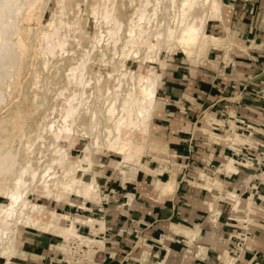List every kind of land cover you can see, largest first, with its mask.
<instances>
[{"label": "crops", "instance_id": "obj_1", "mask_svg": "<svg viewBox=\"0 0 264 264\" xmlns=\"http://www.w3.org/2000/svg\"><path fill=\"white\" fill-rule=\"evenodd\" d=\"M220 1V17L207 20L204 31L222 36L227 28L225 47H209L198 61H190L180 52L168 54L165 65L159 68L147 158L134 174L98 178L106 201L91 207L84 203V209H92L104 225L103 230L96 225L95 234L81 225L86 234L103 242L92 264H264L263 185L258 186L257 196L245 189L239 197L241 209L237 212L232 202L230 213L231 204L219 198L224 191L242 193L246 173L240 171L239 177L229 179L216 174L213 180L220 183L221 192L210 182L199 180L203 162L214 168L226 154V141L218 136L217 141L211 134L212 142L219 144L213 146L199 132L206 117L208 129L211 122L223 125L219 112L225 105L228 111L253 123L264 117L253 96L264 76V0ZM240 96L242 103L254 106L253 112L234 104ZM171 179L176 183L171 192L153 190L155 181ZM247 209L255 215L246 228L250 235L235 260L231 256L232 237L242 230ZM214 210L216 217L212 216ZM236 212L242 219L231 218ZM50 235L41 231L23 234L20 258L13 263L53 264L57 256L50 253Z\"/></svg>", "mask_w": 264, "mask_h": 264}, {"label": "bare ground", "instance_id": "obj_2", "mask_svg": "<svg viewBox=\"0 0 264 264\" xmlns=\"http://www.w3.org/2000/svg\"><path fill=\"white\" fill-rule=\"evenodd\" d=\"M104 1L107 2L109 0ZM166 1L168 2V7H165V13H170L169 20H166L164 18L161 19L162 21L159 22L160 30L156 33V35H154L155 37L153 38L152 42H150L146 47L145 54L143 53L144 55L141 58L139 57L140 46L145 43V40L147 38H145V36L150 31L149 24L151 20L154 19V17L157 15L158 7ZM47 5L48 0H0V106L6 101L4 99V89H10L11 80L15 81V76L18 75V71L16 70V68L19 65L18 63L20 57L25 51V39L23 41V37H21V33H24L21 32V30L24 29L22 28V26L25 25V21L29 22L32 19H37V16H39V14L37 15V13H39L42 9L44 10ZM105 6H107V4ZM149 6L152 8L151 15L147 14V8ZM221 7L222 3L220 0H142L141 8L137 10L138 12H134L137 24L133 21L132 18L130 19L131 23H133L134 25L128 26L126 30L127 35L123 40L119 36V32H121L120 30L124 24L117 20V18H115L113 15H111V13L108 12L109 10H107L106 8L104 9V7L103 10L97 8V14L100 16L101 20H104L106 24L112 22L114 25L112 30H107V34L113 45L114 51L118 49L117 47L120 44V51L123 55H125V57L123 56L125 59L129 54H133L134 58L139 57L138 59L141 63H144L146 61L151 63L156 62L155 57L157 51L155 49L158 42L160 44L168 46V52H170L169 50L175 48L178 50L180 49L182 54H189L190 56H192L191 53L194 52L193 49L196 48L200 41H202V39L204 38L210 42L213 48H217L218 46H220L223 38L219 37L218 35H209L207 33H204L203 26L205 21L220 17ZM197 9H201L202 11L198 14ZM40 17L38 18V20L40 19ZM37 22L38 21L36 20L35 23L37 24ZM48 22H46L47 26L50 25L49 27L52 28L48 33L41 32L42 34L40 36V40L42 41V44H44L43 51L47 52L48 54L51 53L52 55V53L54 54V50L57 49V46L64 49L67 40L64 37L61 38L58 34L60 22L59 24H53L51 22H49L50 24H48ZM94 22H96V20ZM142 23L145 24L141 25ZM37 25H39V23ZM29 29H31V27ZM226 30L228 29L226 28ZM153 53L155 54L154 57L152 56ZM20 68L21 67L19 65V70ZM122 73L125 76L124 72ZM158 79L159 73L156 70L149 69L146 74H143L141 72L134 73V71H130L127 81L129 82L128 87L124 91L123 95L121 94L120 88L121 82L118 83L116 89L114 88L110 93L112 94L109 98L110 102H108V105H106L107 107L105 109V114H103L106 116V119L103 121L110 123V125L103 128V139L101 138V142H99V136L97 134L93 138H91L90 143H87V145L82 147V150L80 152L82 156L81 160L78 158L77 160L70 161L68 159L65 148H63V146L65 145L64 142L69 138L70 134H72L73 129L75 128L77 130L75 126L78 125L76 123L84 118L83 114H86L88 111L87 108H84V106L87 101L86 88L88 87L89 81H83L82 77L80 76L73 77V80H75V83L81 87V91H76L77 93L74 91L75 93L70 94L65 99V101H63L64 103L59 109L60 113L58 112L60 115L59 123L55 124L54 121H50L46 124L43 120V123L45 124L42 126L39 133L37 132L35 136V139H37V141L39 140V143L40 140H43V133H46L50 138V143L48 144V146L46 145L45 150H49L48 148L50 147L51 155H49V161L46 165H44L45 167L44 169H42L43 171H38L36 170V168H33L31 166L30 159H27L23 164L18 163V156L20 155L18 149L12 148L11 146H4L6 143L4 140L5 137H2L0 141V196H4L8 200V203L0 204V256L7 250L8 245L12 244V241L15 240V234L17 231V226L19 224L22 223L24 225H27L37 223L40 220L44 219L46 212H48V222L44 228L45 230H47V228H50V226L53 225L56 220H59V217L57 216H61L53 211L45 210L39 204L30 202L25 196V192L27 193L30 187L32 188L33 193L44 197L50 195L51 187L53 189H59L58 191L60 193L66 195H77L83 200V203L80 206H77V208L84 209L85 200L100 203V197L97 193L98 190L96 183L94 182L93 177L91 175H88V172L91 170V161L94 153L97 151V149L101 148L100 146H103V148L108 152L120 155L123 154L124 156L122 160H126V165H123L121 167V171L124 172V170L126 169L128 173L134 174V172L138 168L137 165L140 161V156H142L144 152L146 140H144L143 137L142 139H140V141H134L131 138V135L135 132L148 138L149 123L152 118L153 109L157 103L156 91L158 87ZM34 106L30 107L32 108ZM87 106L88 105L86 103V107ZM16 112L19 113L17 110ZM98 112L99 111H97V113ZM81 113L83 114L80 119ZM88 115H90V118L88 120L90 122L93 121L91 124H94L93 119H95V117L93 112L90 111ZM99 116L100 113L98 117ZM23 118H25V116ZM210 120L212 119L210 118ZM95 124L98 125V122H96ZM228 126L231 134H234L235 136V133L233 132V123H228ZM14 128L15 125L13 127V130ZM83 130L84 129H82V131ZM21 131V128H19L18 132L21 133ZM8 138L12 139L14 137L11 136ZM216 138L218 137L216 136ZM234 138L235 139L232 140V144L230 147H233L234 144L238 143L236 137ZM34 142L36 141L34 140ZM36 146L40 147V144H37ZM226 160V163L220 166V168H218V171L226 173H236L237 169L233 165V159L227 158ZM132 161L135 162L136 165L131 164ZM199 180L210 182L217 191L221 192V186L217 180L210 179L206 174H202V172L199 173ZM10 183L13 184L12 189L7 191L6 189L8 187H6V191H1V189L3 190V188ZM168 183L169 182H167L166 184ZM175 185L176 183L171 181L168 186H166L164 185V183H161L159 180H157L153 184V190L161 191L162 188L166 187L167 189H162V191L168 192V190H173L175 188ZM53 198L55 202L59 203L60 200H64L67 206H74L72 202L67 200V197L56 194L53 196ZM227 198L235 203L234 209L238 212L239 199L237 198V196L234 194H227ZM220 199H222V197H220L219 200ZM209 208V210L212 211V203H209ZM212 216H217L216 210L212 212ZM64 219L70 220L69 224L65 227H62L61 230V234H63L65 237L62 238L64 241L63 245H66L68 250L69 244L73 242L79 243L81 246L86 248H88V245L90 246L91 244H97L95 240L79 235L76 230V225L91 226L92 231H94L93 233H95L98 231L97 228V230L95 229L96 225H99V230L104 229L102 221L89 217H68L66 215H64ZM182 231L184 230L182 229ZM60 245L61 244H59L57 247H60ZM101 249H103V246ZM15 252V247L12 246L10 249L11 258L14 256ZM63 252L61 251V253L67 255L66 251ZM67 259L70 260V257H67ZM66 264L77 263L67 262Z\"/></svg>", "mask_w": 264, "mask_h": 264}, {"label": "rangeland", "instance_id": "obj_3", "mask_svg": "<svg viewBox=\"0 0 264 264\" xmlns=\"http://www.w3.org/2000/svg\"><path fill=\"white\" fill-rule=\"evenodd\" d=\"M103 1L102 0H48V5L44 8V10L42 9L39 13H37V15L39 14V16H37V19H32L29 22L25 21V25L22 26V28L24 29H22L21 32L24 33H21V37H23L22 38L23 41L25 39L24 41L25 51L20 57L18 63L21 68L19 70V65L17 66L16 70L18 71V75L15 76L16 77L15 81L11 80L10 89H6V88L4 89V99L6 101L0 106V120H2L0 121V141L2 137L3 138L5 137L4 140L7 144L4 142L5 143L4 146H11L12 148L18 149V152L20 154L18 156L19 157L18 163L23 164L27 159H30L31 166L33 168H36V170L38 171L44 169L45 167L44 165L48 163L50 158L49 155H51V150L50 147L48 148L49 150H45L46 149L45 147L46 145L48 146V144L50 143V138L46 133H43L42 134L43 140H40L39 143V140L37 141V139H35V136L37 132L39 133L40 129L45 123L47 124L50 121H54L55 124L59 123V119H60L59 109L64 103L63 101H65V99L70 94H73L76 91L77 92L81 91V87L75 83L73 77L80 76L82 77L83 81L85 80L89 81L88 87L86 88L87 91L86 99L88 101V102L86 101V103L89 107L88 106L86 107V103H85L84 108L85 109L87 108L88 110L87 113L80 114V119L82 117V114L84 115L83 116L84 118H82L79 122L76 123L78 125L75 126L77 130L74 128L72 134H70L69 138L64 142L65 145L63 144L64 145L63 148H65V151L67 152L68 155V159L70 161L77 160L78 158L80 160L82 159L80 153L82 147L87 145V143H90L91 138H93L95 135L98 134L99 142L102 141L101 138L103 139V128L108 127L110 125V123L103 121L106 119L105 118L106 116L103 114H105V109L107 107L106 105H108V102H110L109 98L112 95L110 93L114 88L116 89L118 83L121 82V87H120L121 94L122 95L124 94V91L128 87L129 82L127 81L130 71H134V73L141 72L143 74H146L149 69H152V70H156L159 73L160 71L159 68L165 65L169 53L176 52V54L180 55L181 53L180 49L178 50L173 48L172 50H169L170 52H168V48H167L168 46H165L164 44H160L158 42L155 49L157 51L155 57L156 62L150 63L146 61L144 63H141L140 60L138 59L139 57L142 58V56L145 54L146 47L149 45L150 42H152L153 38L155 37L154 35H156V33L160 30L159 22L162 21L161 19L164 18L166 20H169L170 13H165V7H168L167 1L162 3L161 6L158 7L157 15L154 17V19L151 20L149 24L150 31L145 36V38L147 37L145 43L140 46L139 57L134 58L133 54H129L126 57V59L124 58L125 55H123L122 52L120 51V44L117 47L118 49L116 51L113 50V45L109 39L107 30L110 29L112 30L114 25L112 22L106 24L104 20H101L100 16L97 14V10H98L97 8H100L101 10H103V7L104 9L106 8L107 10H109L108 12H110L111 15H113L115 18H117V20H119L124 24L120 30L121 32H119V36L123 40L124 37L127 35L126 30L128 26L134 25L133 23H131L130 19L132 18L135 23L137 22V20H135L136 17L134 16V12H138L137 10L141 8L142 0L141 1L140 0H109L107 1L108 3ZM105 3L107 4V6H105L106 5ZM151 9L152 8L150 6L147 8L148 15L149 14L151 15L152 13ZM201 11H202L201 9L199 10L197 9L198 14ZM39 17L40 19L38 20ZM36 20L38 21L37 24L39 23V25L35 23ZM95 20L96 22H94ZM48 21L53 24L56 23L59 24L60 22L59 24L60 28L58 29L59 30L58 34L61 38L64 37L67 40L66 43L64 42L65 48L62 49L57 46L56 47L57 49L54 50V54L52 53V55L51 53L48 54L47 52L43 51L44 44H42V41L40 40L41 34L48 33L52 28L49 27L50 25L47 26L46 22ZM49 22L48 24H50ZM144 24L145 23H142L141 25ZM30 27L31 29H29ZM203 31H204V26H203ZM225 31L226 34L222 36L218 35L223 39L221 45L218 46L217 48H224L226 42L229 41L228 40L229 31L226 29ZM28 33H29V37H28ZM204 33L206 32L204 31ZM209 35H215V34L209 33ZM36 37L38 40L36 39ZM252 46L253 44L250 45V47ZM209 47H212V45L208 40L204 38L202 39V41H200L197 47L193 49L194 52L191 53L192 56H190L189 54H183V56L190 61L191 60L198 61V57L204 55ZM241 49H243V47H241ZM154 55L155 54L153 53L152 56L154 57ZM121 71L124 72L126 77L123 75ZM159 78H160V73H159ZM33 103L35 106L33 105ZM30 106H34L35 108L34 107L31 108ZM15 109L19 113H17ZM89 110L94 114L95 117V119H93L94 124H91L93 121L90 122L88 120L90 118V115H88L90 112ZM96 110L99 112L97 113ZM99 113L101 117L100 116L98 117ZM15 114L17 115V117ZM24 116L25 118H23ZM96 118L98 119V121ZM206 118L203 121L204 126L199 128V132L202 135H204L208 141L212 142V140L210 139V135L213 133L207 128V123L205 122L207 120ZM43 120L45 123H43ZM96 122H98V125L95 124ZM14 125L15 128L13 130ZM19 128H21L22 134L18 132ZM82 129L84 130L82 131ZM15 133L17 134V136ZM229 133L231 134L230 129H229ZM232 135L234 136V134ZM11 136L14 138L12 139L8 138ZM143 137L144 140H146L145 141L146 146L142 156H140V161L138 162L137 165L139 169L142 166L143 160L147 158V154L149 153L150 147L152 145L150 141H148L149 137L146 138V136H142L135 132L132 133L131 135V138L134 141L135 140L140 141V139H142ZM215 139L218 141V138ZM231 139H235V138H230L229 140ZM34 140L36 142H34ZM8 141L9 143L10 142L11 143L9 144ZM35 143L36 145L40 144V147L36 146ZM100 147L101 148L97 149V151L94 153V156L91 161V170L88 172V175H91L94 179V182L96 183L98 190L97 193L98 196L100 197V201L105 202L106 198L102 196L100 192L101 190H99L100 181L98 180V178H101L103 175L110 176L111 178L115 174H120L125 177L126 174H131V173H128L126 169L124 170V172L121 171V167L123 165H126L125 163L126 160H122L124 156L123 154L121 155L114 154L112 152L106 151L103 148V146ZM104 163H106V165L103 166ZM131 164H135V162L132 161ZM171 181L175 182L174 179H171L168 182L170 183ZM166 183L167 182H165L164 185L168 186L169 183L168 184ZM6 187L8 188L6 189ZM12 187L13 184L10 183L9 185L5 186L3 190L1 189V191H4L5 189L9 191L10 189H12ZM162 189L166 190L167 188L164 187ZM162 189L161 192H166V191H162ZM58 190L59 189L57 188L53 189L51 187L50 195L47 196L48 198L33 193L31 187L28 189L27 193L25 192V196L30 202L39 204L45 210L53 211L61 216H57L59 217V220H56L54 224L50 226V228L49 227L47 228V230H45L44 228L48 222V218H47L49 214L48 212H46L44 219L40 220L37 223L27 224V225H24L22 223L19 224L17 226L15 240L12 241V244L8 245L7 250L0 256V264H14L13 262L16 260V258H20L18 256L20 255L18 252L22 248V245L20 243L22 240L21 236H23V234L27 232H40V231L43 233H50L51 234L50 236L53 239V241L50 242L51 247L49 249L50 253H54L55 256H57V260L53 259L52 261L53 264H64L65 261L77 263V264L79 263L78 261H74L71 258L70 260L69 259L66 260V255L63 254L64 253L63 251H66L67 255H72L75 257L77 253L79 254L78 252L79 249H76L75 245H69V250L66 245H63L64 241L62 238L65 237L63 234H61V230L62 227H65L70 222V220L64 219V215L68 217L83 216L97 220L98 216L96 215L98 214H95L93 210L90 208L88 210L83 208H77V206H80L83 203V200L81 198H79L77 195L74 194L66 195L60 193ZM171 191L172 189L168 190V193ZM56 194L61 195L63 197H67V200L72 202L74 206L73 207L67 206L64 200H60L59 203L55 202L53 200L54 199L53 196ZM6 203H8V200L4 196H0V204H6ZM84 203L88 204L89 207H91V205L98 204L96 202H92L88 200H85ZM247 211L249 212V214L248 217H246V220L244 221L245 228L249 227V224L253 223L252 215H255L254 210L247 209ZM239 217H240L239 213H236L232 215L231 218L235 219V221L237 219H242ZM76 227H77L76 230L79 233V235H82L89 239H93L97 243V244H91L90 246L88 245L89 251L88 248L86 249V251H88L87 254L88 257H86L84 261L79 263V264H92L89 262L93 254V251L95 248H98L100 251L103 246V242L102 240L97 239L96 236L92 237L86 234L87 231L83 229L81 225H76ZM88 227L91 228V226ZM59 244H61L60 247H57ZM12 246L15 247L16 252L14 253V256L11 258L10 249ZM57 250H59L60 252L62 251L63 253H60ZM83 250H85V248H83ZM77 257L78 260L81 259V257L79 256ZM93 258L91 262L93 261ZM51 260L52 259H50V261Z\"/></svg>", "mask_w": 264, "mask_h": 264}, {"label": "built area", "instance_id": "obj_4", "mask_svg": "<svg viewBox=\"0 0 264 264\" xmlns=\"http://www.w3.org/2000/svg\"><path fill=\"white\" fill-rule=\"evenodd\" d=\"M253 96L255 97V102H258L261 104L262 109L264 110V76L261 81V84L254 90ZM243 97L240 96L237 101H233L234 104L237 106H243L248 112H253L254 106L246 105L242 103L241 101ZM219 117L223 120V125L219 126L218 124L210 123L211 129H209L214 135L221 137V141H226L224 150L226 151V154L222 155L221 162L217 164L216 167L212 168L208 163L203 162L201 169L199 171L202 172V174H206L210 179H213L214 176L221 175L223 178H235L239 177L240 171H244L246 173V179L247 182L245 183V186L243 187L242 193L238 191H224L222 195V200L229 202L231 205L229 207V212H232V201L227 198V194H234L239 197L244 193V190H248L252 192V196H257L259 188L258 186L263 185L264 187V117L261 122L259 123H253L249 118L236 116L231 111H228V105H225L222 107V111L219 112ZM232 122L234 129L233 132L235 133L236 140L238 143L234 144L233 147L231 146L230 138H234L232 134L229 133V126L228 123ZM204 139L208 141L205 136ZM211 145L215 146L214 142L208 141ZM231 158L233 159V165L237 169L236 173H225L218 171V168L222 166V164L225 162L226 159ZM198 171V172H199ZM198 172L196 173V178L198 176ZM99 213L101 212V209L97 210ZM237 213V212H236ZM235 214V213H234ZM97 220H102V217H99ZM246 220V218H245ZM244 220V221H245ZM244 221L242 222L244 224ZM245 225V224H244ZM250 233L245 228V226L242 227V230L238 231L234 234L232 237L234 242L231 246V256L235 258V260L238 258L240 253L243 250L245 240L247 237H249ZM95 237V236H92ZM97 239H100V237H97ZM69 245H75L76 249H79L75 256L66 255L67 257H70L74 261H78L81 263L84 261L87 257V251L86 247L81 246L79 243H70ZM85 248V250H83ZM73 249V247H72ZM55 250V249H54ZM93 250V249H92ZM59 251V250H57ZM60 252V251H59ZM99 252L98 248H95L93 251V254L91 256L90 262L94 255ZM61 253V252H60ZM81 257L80 260H78V257ZM52 261V260H51ZM50 261V262H51ZM67 261L64 262L66 264Z\"/></svg>", "mask_w": 264, "mask_h": 264}]
</instances>
